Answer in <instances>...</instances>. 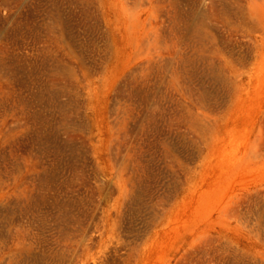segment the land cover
Masks as SVG:
<instances>
[{
    "label": "rangeland",
    "instance_id": "obj_1",
    "mask_svg": "<svg viewBox=\"0 0 264 264\" xmlns=\"http://www.w3.org/2000/svg\"><path fill=\"white\" fill-rule=\"evenodd\" d=\"M0 264H264V0H0Z\"/></svg>",
    "mask_w": 264,
    "mask_h": 264
}]
</instances>
